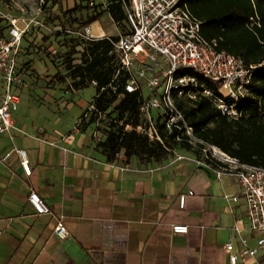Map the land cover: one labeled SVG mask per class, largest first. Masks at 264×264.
Returning <instances> with one entry per match:
<instances>
[{
  "label": "crops",
  "instance_id": "0c3cea01",
  "mask_svg": "<svg viewBox=\"0 0 264 264\" xmlns=\"http://www.w3.org/2000/svg\"><path fill=\"white\" fill-rule=\"evenodd\" d=\"M92 37L108 36L92 30ZM34 70L49 71L23 70L14 128L0 133V264H229L231 240L236 253L240 237L257 247L236 176H218L187 151L161 163L126 161L124 151L109 161L92 128H79L96 87L72 91L51 78L34 80ZM17 150L27 152L30 176ZM32 191L52 215H36ZM57 216L68 229L63 240L54 234ZM174 225L189 231L174 234Z\"/></svg>",
  "mask_w": 264,
  "mask_h": 264
},
{
  "label": "built area",
  "instance_id": "2783aa9c",
  "mask_svg": "<svg viewBox=\"0 0 264 264\" xmlns=\"http://www.w3.org/2000/svg\"><path fill=\"white\" fill-rule=\"evenodd\" d=\"M124 11L130 33L112 43L121 69L130 76L126 91H141L143 97L141 124L136 128L127 126L126 130L134 129L150 141L163 144L159 120L169 132L177 131L178 141L184 136L192 147L198 145L206 166L218 176H236L242 186L250 231L258 237L256 248L249 247L247 240L240 237L239 253L234 252L233 240L226 244L229 264H248L249 261L264 264V168L243 164L220 148L198 140L176 103L178 99L197 102L207 98L223 115L238 120L241 111L237 105L248 94L254 72L263 65H247L241 57L219 50L217 41L207 40L202 35V23L192 15L183 0H129L124 1ZM20 21L10 19L8 34L0 39L1 134L14 128L13 113L20 104L17 91L27 86L20 72L19 56L24 37L30 32V24L23 21L22 25ZM40 26L50 30L42 24ZM77 35L85 41L95 39L90 26ZM103 39L110 40V37ZM93 85L97 86V83L93 82ZM145 88L151 91L148 99L143 94ZM90 109L95 111L94 105ZM17 155L25 174L30 176L27 152L17 150ZM226 199L238 200L229 196ZM28 202L38 216L53 214L35 191L29 194ZM184 206L185 197H181L180 207ZM56 218L54 234L59 239H66L68 229L64 218ZM188 231L186 225L173 226L174 234H187ZM233 232L236 236L241 235L239 226H235Z\"/></svg>",
  "mask_w": 264,
  "mask_h": 264
},
{
  "label": "trees",
  "instance_id": "16d2710c",
  "mask_svg": "<svg viewBox=\"0 0 264 264\" xmlns=\"http://www.w3.org/2000/svg\"><path fill=\"white\" fill-rule=\"evenodd\" d=\"M124 1L129 2L106 0L107 8L104 11L90 15L85 20L73 18L77 7L55 17L59 23L55 27L62 28V31L56 32V37H61L64 32V19L70 20L71 26L77 24L83 30L105 14H109L122 33L119 37H110V40L93 41L66 35L59 42L66 50L59 56L65 74H55L52 81L60 84L70 81L68 88L72 91H80L92 86L93 82L97 83V95L93 102L96 115H116L111 120L105 140L96 143V149L109 161L124 151L126 161L137 159L142 164L161 163L168 159L169 152L175 148L187 152L194 148L184 136L178 141L177 131L169 132L159 120L163 144L150 141L134 129L126 130L127 126L136 128L141 124L143 97L141 91H126L130 76L121 69L112 43L130 33ZM183 1L192 15L202 23V35L207 40L217 41L219 50L241 57L247 65L263 66L254 72L248 94L237 105L241 111L238 120L223 115L207 98L197 102L178 99L177 106L198 140L220 148L243 164L264 168V0ZM5 36L4 28L0 27V39ZM23 70L20 66L24 76ZM208 85L214 87L211 82ZM95 121L96 117L92 116L88 125Z\"/></svg>",
  "mask_w": 264,
  "mask_h": 264
},
{
  "label": "rangeland",
  "instance_id": "374dc122",
  "mask_svg": "<svg viewBox=\"0 0 264 264\" xmlns=\"http://www.w3.org/2000/svg\"><path fill=\"white\" fill-rule=\"evenodd\" d=\"M75 7L78 10L74 13L73 18L85 20L90 15L104 11L107 8V3L106 0H0V27L4 28L5 34H8L10 19H19L22 25L23 21L30 24V32L27 34V38L23 40L19 64L25 70L33 68V65H36L40 70L44 68L49 70L46 72L49 74L47 76L46 73L40 75L38 71L34 70L32 74L34 80L47 82L46 79L51 78L49 83L59 84L52 81L54 75L57 73L65 74V69L61 66L62 59H59V56L66 50L61 47L59 42H62L66 35L77 37V33L81 32L82 29L78 28L77 24L71 26L70 20L64 19V32L61 37H56V32L62 31V28L55 27L59 24L55 17H60L64 12ZM40 24L50 30L44 29ZM90 27L95 34L101 32L108 37L116 38L122 33L120 27H117L109 14L103 15ZM30 77H28V81H31ZM69 83L70 81L66 85L68 86ZM92 86L94 85L92 84ZM90 90H94V88ZM143 94L145 99H148L151 91L145 88ZM225 94L227 95V92ZM90 108L91 106L84 113L79 128L81 130L92 128L93 140L96 143L103 142L110 128L111 120L116 118V115L111 117L96 115L95 111ZM92 116L96 117V121L94 124L88 125ZM193 148L194 150L190 153L203 157V152L198 145L193 146ZM181 152L179 148H175L169 152L168 158H177Z\"/></svg>",
  "mask_w": 264,
  "mask_h": 264
}]
</instances>
